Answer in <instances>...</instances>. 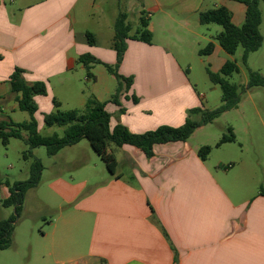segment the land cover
Here are the masks:
<instances>
[{
    "label": "crops",
    "instance_id": "0c3cea01",
    "mask_svg": "<svg viewBox=\"0 0 264 264\" xmlns=\"http://www.w3.org/2000/svg\"><path fill=\"white\" fill-rule=\"evenodd\" d=\"M107 3L0 0V122H23L9 115L21 111L9 84L15 69L28 85L45 86V95L33 96L36 120L42 106L46 112L54 110L53 101L61 110H73L82 109L91 95L100 102L111 99L115 92L99 64L92 65L95 79L91 80L78 61L80 55L90 54L104 64H115L114 33L106 43L99 39L104 35L101 30L108 33L113 28ZM117 3L121 10L116 14L115 5L111 18L123 13L133 30L143 17L152 40L150 44L126 41L118 73L132 83L127 91L123 85L120 106L106 105L111 126L119 123L134 134L181 126L188 110L206 109L204 96L189 79L190 60L198 57L202 62L199 50L209 42L214 48L205 56L214 70L229 60L214 40L221 30L200 24L199 14L223 6L239 26L246 7L233 0ZM92 19L99 26L89 32L96 45L86 39V25ZM200 147L188 141L155 145L154 156L147 159L124 145L110 151L118 177L109 174L89 192H84L85 183L74 185L61 177L51 180L45 207L57 214L41 233L36 264H264V195L258 193L264 187V162L260 157L247 159L241 148L242 157L210 163L209 157L205 161L198 157ZM8 196L5 186L3 199ZM13 247L14 242L8 249Z\"/></svg>",
    "mask_w": 264,
    "mask_h": 264
},
{
    "label": "trees",
    "instance_id": "16d2710c",
    "mask_svg": "<svg viewBox=\"0 0 264 264\" xmlns=\"http://www.w3.org/2000/svg\"><path fill=\"white\" fill-rule=\"evenodd\" d=\"M242 3L246 7L245 18L241 25L232 23L229 11L223 7H217L201 12L199 14V22L202 25L215 24L221 27V31L215 36L214 40L219 44L222 50L233 55L238 47H242V62L246 63L250 53L259 50L263 44V36L260 32L262 21L260 4H264V0H233ZM126 17L120 13L114 22V36L112 47L116 53V62L113 66L98 61L90 54H83L78 57V61L86 70V77L94 80V75L90 72L92 65H102L108 73L114 76L117 82V88L108 102H100L93 95L86 99L82 109H73L57 111L44 115L43 123L46 126L63 127V135L53 133L50 136H42L39 133L38 123L34 117L37 106L33 101L35 95H45V86L41 83L28 85L19 69L11 74L9 84L11 91L16 93L18 109L29 114V120L20 123L12 121L0 122V143L7 146L11 139L24 140L28 145V150L22 155L24 160L33 157V150L38 147H45L49 156H55L65 147H70L79 143L82 139L88 140L92 149L105 163L110 175L116 176L117 162L114 155L109 151L112 144L117 148L124 145L131 146L142 152L147 159L154 156L153 147L174 142H185L195 132L196 129L214 122L225 112L234 109L240 102V87L228 82L227 78L238 72V66L234 61L227 60L218 73H212L207 70L210 82L218 85L221 89V104L212 109L194 108L187 111L185 122L179 127L160 126L152 131L142 134L131 133L125 126L117 123L111 126V115L106 110L108 103L120 106L119 96L125 84L127 91L132 83L131 78H126L118 73V67L123 59L126 51L127 40H137L150 44L152 34L147 28V20L143 17L140 19L139 27L131 34L132 28L126 23ZM88 44L94 45L95 37L91 33H86ZM214 45L209 42L203 49L199 50V55H209L213 51ZM253 87H264V77L258 72H249L248 84L241 91L251 89ZM132 101L137 103V99L132 97ZM57 108L58 103L53 101ZM125 110L120 109L123 113ZM194 117H198L195 119ZM26 132L24 139L22 133ZM227 135H223L216 147L225 143L235 141L232 129L227 128ZM211 152L210 146H201L197 155L205 161ZM42 165L38 159H33L29 167V177L26 181L5 184L8 188L9 196L1 200L3 207L13 208V214L6 219L0 220V251L6 250L13 245L14 227L18 221L20 212L24 205L25 194L29 189L36 188L41 179ZM258 193L264 195V187L260 186Z\"/></svg>",
    "mask_w": 264,
    "mask_h": 264
},
{
    "label": "rangeland",
    "instance_id": "374dc122",
    "mask_svg": "<svg viewBox=\"0 0 264 264\" xmlns=\"http://www.w3.org/2000/svg\"><path fill=\"white\" fill-rule=\"evenodd\" d=\"M119 0H108L106 11L108 12L111 25L113 26L116 18H111L110 14L116 5V14L121 10L119 8ZM262 16L260 32L263 36V44L259 50L250 53L246 63L242 62V47H238L233 55H228L229 60L234 61L238 66V72L227 78L228 82L240 87V102L238 106L231 109L214 122L199 127L193 135L187 140L190 144L200 146H210L209 154L210 163L217 159L235 160L242 157L240 150H246L245 156L249 160H256L258 157L264 162V87H253L248 90L241 91L248 84L249 72H258L264 77V4L259 6ZM98 15L96 14L95 17ZM97 19L90 20L86 27L88 32L98 31L99 26ZM110 25V27H111ZM210 25V24H209ZM211 28L221 30L218 25H210ZM133 30L136 27L133 26ZM107 33L106 30H101L104 34L100 36V42L106 43L113 36L114 29ZM215 35L216 32H213ZM97 39V38H96ZM94 45H96L94 43ZM206 46L202 45L204 48ZM223 55V54H222ZM214 55V60H218ZM203 61H199L198 57H193L190 60V75L189 79L196 92L203 95V106L212 110L221 104V89L218 85L210 82L207 70L212 73H218L214 70L213 62L207 61V56L200 57ZM187 69V66H183ZM98 70L101 71L106 78L109 79V87L112 93L115 92L117 83L112 79L102 65H98ZM92 72V71H91ZM95 74L94 72H92ZM108 82L105 81V84ZM45 107H41L37 114L39 123V133L42 136H50L53 133L58 136L63 135V127L46 126L43 123V117L46 114L55 111H65L59 108H54L52 112H46ZM10 117L17 121L29 120V114L23 111H17L15 114H9ZM198 119V117H194ZM36 120V121H37ZM231 128L235 141L227 145H221L220 149H216L215 145L220 141L223 135H227V128ZM27 136L26 132L22 133ZM109 151H118L114 145L109 146ZM28 150V145L24 140L11 139L7 146L0 143V200L3 199L5 181L10 184L14 182L26 181L29 177V167L33 159H38L42 165L41 179L36 188L29 189L24 198V205L20 212L18 221L14 227L13 242L14 247L0 253V264H36L35 250L39 242H41V233L47 231V221L53 219L57 214L54 209H48L45 204L50 202L49 183L56 177H61L63 180L71 184L85 183L87 184L84 192H89L92 187L101 183L108 178L109 172L105 163L92 149L88 140L82 139L76 145L65 147L60 150L57 155L49 156L45 147H38L33 150V157L24 160L22 155ZM118 154V153H117ZM116 154V155H117ZM124 177H127L126 170ZM72 178V180H71ZM7 188V186H6ZM8 189V188H7ZM13 214V208L3 207L0 204V219H6Z\"/></svg>",
    "mask_w": 264,
    "mask_h": 264
}]
</instances>
